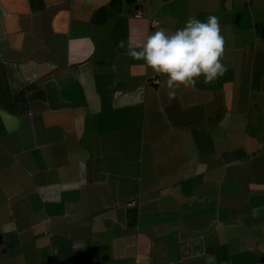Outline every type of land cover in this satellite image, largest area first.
Returning <instances> with one entry per match:
<instances>
[{"label": "crops", "instance_id": "crops-1", "mask_svg": "<svg viewBox=\"0 0 264 264\" xmlns=\"http://www.w3.org/2000/svg\"><path fill=\"white\" fill-rule=\"evenodd\" d=\"M212 15L213 83L126 55ZM138 258L264 264V0H0V264Z\"/></svg>", "mask_w": 264, "mask_h": 264}, {"label": "clouds", "instance_id": "clouds-1", "mask_svg": "<svg viewBox=\"0 0 264 264\" xmlns=\"http://www.w3.org/2000/svg\"><path fill=\"white\" fill-rule=\"evenodd\" d=\"M117 47L125 48V42L119 41ZM224 52L225 39L219 18L212 15L206 22L189 17L185 26L172 34L157 27L144 42L133 46L129 41L126 55L134 60H143L146 69L166 76L168 95L174 98L177 89L181 86L195 88L201 77L204 84H210L224 76L227 71L222 63ZM256 211L253 210L254 215ZM209 260H214V257Z\"/></svg>", "mask_w": 264, "mask_h": 264}, {"label": "built area", "instance_id": "built-area-1", "mask_svg": "<svg viewBox=\"0 0 264 264\" xmlns=\"http://www.w3.org/2000/svg\"><path fill=\"white\" fill-rule=\"evenodd\" d=\"M136 17L142 18L143 17V13L141 11H138V13L136 14ZM151 23H152V27H154V28L158 27L159 24H160V22L158 20H156V19H153Z\"/></svg>", "mask_w": 264, "mask_h": 264}]
</instances>
